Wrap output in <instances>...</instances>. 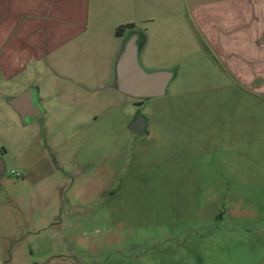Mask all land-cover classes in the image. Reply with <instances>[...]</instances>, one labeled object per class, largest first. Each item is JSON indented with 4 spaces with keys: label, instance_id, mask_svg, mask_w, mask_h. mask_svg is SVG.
Listing matches in <instances>:
<instances>
[{
    "label": "rangeland",
    "instance_id": "1",
    "mask_svg": "<svg viewBox=\"0 0 264 264\" xmlns=\"http://www.w3.org/2000/svg\"><path fill=\"white\" fill-rule=\"evenodd\" d=\"M171 91L88 130L105 133V145L77 139L54 150L62 162L79 157L65 163L70 202L50 223L53 207L37 208L29 180L9 173L16 154L0 136V153L9 151L0 264H162V253H186L185 264H264V100ZM130 112L146 118L145 132L126 127ZM104 154L122 156V168L78 165L82 155Z\"/></svg>",
    "mask_w": 264,
    "mask_h": 264
},
{
    "label": "crops",
    "instance_id": "2",
    "mask_svg": "<svg viewBox=\"0 0 264 264\" xmlns=\"http://www.w3.org/2000/svg\"><path fill=\"white\" fill-rule=\"evenodd\" d=\"M132 35L146 72L172 73L164 94L170 87L179 98L264 100V0H0V136L16 154L9 173L29 180L37 208L53 207L48 223L70 202L62 194L65 163L79 157L68 153L62 162L54 150L77 139L105 145V133L88 130L107 128L108 114L125 105L143 104L117 83V61ZM25 92L40 110L29 109L33 116L22 123L8 100ZM258 106L262 112L264 102ZM137 114L126 120L135 132ZM8 152L0 153V185ZM109 161L113 171L122 168V156L106 154L82 155L78 165L102 169ZM185 254L162 253V264H185Z\"/></svg>",
    "mask_w": 264,
    "mask_h": 264
},
{
    "label": "water",
    "instance_id": "3",
    "mask_svg": "<svg viewBox=\"0 0 264 264\" xmlns=\"http://www.w3.org/2000/svg\"><path fill=\"white\" fill-rule=\"evenodd\" d=\"M118 88L133 97H157L164 94L166 86L172 77L168 71L146 72L137 60V36L132 35L125 43L124 49L117 61ZM9 105L16 111L22 123L32 115L27 114L29 109L40 110L38 101L33 99L29 92L8 100ZM139 132L145 129V120L137 114L134 123L130 126ZM4 168L0 162V173Z\"/></svg>",
    "mask_w": 264,
    "mask_h": 264
},
{
    "label": "built area",
    "instance_id": "4",
    "mask_svg": "<svg viewBox=\"0 0 264 264\" xmlns=\"http://www.w3.org/2000/svg\"><path fill=\"white\" fill-rule=\"evenodd\" d=\"M11 173H13V174L16 175V176H19V173H18V172L11 171Z\"/></svg>",
    "mask_w": 264,
    "mask_h": 264
},
{
    "label": "trees",
    "instance_id": "5",
    "mask_svg": "<svg viewBox=\"0 0 264 264\" xmlns=\"http://www.w3.org/2000/svg\"><path fill=\"white\" fill-rule=\"evenodd\" d=\"M120 31V28H117L116 32L118 33Z\"/></svg>",
    "mask_w": 264,
    "mask_h": 264
}]
</instances>
